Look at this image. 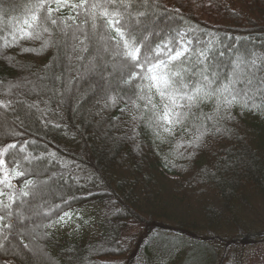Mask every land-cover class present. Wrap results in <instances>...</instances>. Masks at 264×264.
Here are the masks:
<instances>
[{
  "label": "trees",
  "instance_id": "obj_1",
  "mask_svg": "<svg viewBox=\"0 0 264 264\" xmlns=\"http://www.w3.org/2000/svg\"><path fill=\"white\" fill-rule=\"evenodd\" d=\"M25 3L0 0L3 36H9L5 29L23 18ZM160 3L184 28L196 30L190 35L212 41L217 49L222 44L247 49L264 46V0ZM63 15H68L67 10ZM73 43L69 40V47L61 49L63 76L80 91L71 93V105L65 103L58 114L45 117L60 123L59 130L44 127L40 113L27 107L33 97L24 95L35 84L43 88L48 83L46 66L55 58V50L21 52L12 47L0 55V99H11L14 106L22 101L17 112L24 121L21 127L15 113L7 121L0 115V139L13 129L24 133L23 138L36 139L37 153H55L66 166L65 178H80L84 185L42 184L43 199L38 197L30 208L25 204L16 209L30 231L35 228L37 234H48L41 242L44 264H249L250 258L264 264V224L246 227L237 213L246 201L253 204L255 200L264 207V109L257 113L236 106L232 119L213 125L203 115L212 113L214 102H205L193 109L186 128H177L175 138L156 140L152 130L145 134L146 124L141 127L132 121L135 109L124 98L115 109L104 112L90 96L83 99L88 87L80 78L89 65L76 59L80 53L72 51ZM118 67L119 62L109 57V70L115 74ZM21 83L24 88L9 87ZM111 83L115 86V75ZM107 88L103 82L97 93ZM41 95L47 101L51 92ZM61 95L63 91L52 101L53 108ZM75 97L83 103L78 105ZM126 105L129 112L121 116L120 109ZM45 106L39 104L41 112ZM204 127L209 130L197 146L176 147L195 140ZM18 187L23 189L24 184ZM71 195L80 198L71 210L87 222L69 236L61 226L41 227L49 223L43 213L53 209L61 197ZM157 235L164 237V246L156 254L151 245ZM9 247L8 252L0 251V264H29L28 256L14 258ZM32 264L40 261L33 259Z\"/></svg>",
  "mask_w": 264,
  "mask_h": 264
},
{
  "label": "snow or ice",
  "instance_id": "obj_2",
  "mask_svg": "<svg viewBox=\"0 0 264 264\" xmlns=\"http://www.w3.org/2000/svg\"><path fill=\"white\" fill-rule=\"evenodd\" d=\"M23 7V18L5 29L10 38L0 33V55L12 47L21 52L55 50V58L46 66L48 83L43 88L35 84L24 93L33 97L27 107L40 113L39 122L46 128L61 129L60 123L45 117L58 114L65 103L71 105V93L74 89L80 91L74 83H66L63 76L60 53L69 47V40L75 42L72 51L80 53L76 59L89 65L80 78L88 87L83 99L90 96L99 111L104 112L115 109L124 98L135 109L132 121L141 127L146 124L145 134L152 130L156 140L175 138L177 128H186L193 109L205 102H214L212 113L203 115L213 125L232 119L236 106L257 113L264 109V46L247 49L238 44H222L217 49L212 41L190 35L196 30L184 28L160 0H26ZM109 57L114 63L119 62L115 74L108 68ZM114 75L115 86L111 83ZM103 82L108 88L98 94ZM48 91L51 95L45 101L41 93ZM61 91L63 95L53 108L52 101ZM75 98L78 105L83 103V99ZM140 101L144 102L143 107ZM40 103L46 104L42 112ZM22 104L16 101L14 106L11 99H0V115L7 121L9 114L15 113L23 127L24 121L17 112ZM120 112L121 116L129 112L127 105ZM208 130L204 127L195 140L176 147L197 146ZM135 135L134 132L131 138L135 139ZM24 136L13 129L0 139V251L8 252L12 246L14 258L24 255L29 257V264L33 259L44 264L46 254L41 242L48 239V234H37L35 228L30 231L16 209L25 204L30 208L38 197L43 199L42 184L55 181L69 188L73 184L77 188L84 185L80 178H65L66 166L60 164L55 153H37L38 141ZM20 183L24 184L23 189L18 187ZM79 199L75 195L61 197L53 209L43 213L49 223L41 227L69 224L74 216L71 205ZM75 218L80 220L81 216Z\"/></svg>",
  "mask_w": 264,
  "mask_h": 264
},
{
  "label": "rangeland",
  "instance_id": "obj_3",
  "mask_svg": "<svg viewBox=\"0 0 264 264\" xmlns=\"http://www.w3.org/2000/svg\"><path fill=\"white\" fill-rule=\"evenodd\" d=\"M113 69V67H112ZM254 202V203H253ZM251 204L249 201L244 202L245 204L237 210L238 216L240 217V219L242 220V223H244V226L248 227V226H259V225H263L264 224V207L259 203L256 202L255 200L253 201ZM39 212H41V208L38 209ZM37 213L35 212V215ZM76 216H81L80 220H77L75 217ZM85 221L84 220V216H82L81 213H74L73 219L71 220V222L69 224H67L66 226H61L62 228V232L69 236L73 231H76L79 227H81L82 224H84ZM255 224V225H254ZM156 240L153 242V244L151 245V249L154 250V253H159V251H161V249L164 246V237L163 236H156ZM169 248H173L176 250H179L181 248V246H176V245H167ZM250 258V256H249ZM255 258V257H253ZM251 259V263L249 264H259V261H256V259Z\"/></svg>",
  "mask_w": 264,
  "mask_h": 264
}]
</instances>
